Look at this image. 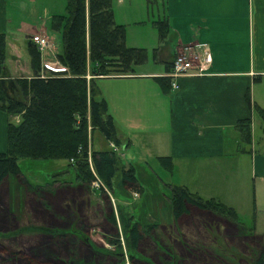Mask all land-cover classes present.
Here are the masks:
<instances>
[{
  "label": "rangeland",
  "instance_id": "374dc122",
  "mask_svg": "<svg viewBox=\"0 0 264 264\" xmlns=\"http://www.w3.org/2000/svg\"><path fill=\"white\" fill-rule=\"evenodd\" d=\"M37 1L39 3L35 13L29 16L26 13L27 18H31L30 22L35 19L39 21L41 16L43 18L44 5L40 4L41 0ZM51 2L57 5L60 3L59 0ZM112 3L116 21L126 26V44L147 49L148 59L145 64H149L146 67L149 68L156 56L153 49L159 39L153 21L167 15L166 0H131L129 6L127 1L128 7L126 0L124 4L118 0H112ZM23 13L21 11L22 16ZM168 23L171 31L166 40L171 39L172 34L171 19ZM57 35L60 36L59 33ZM52 38H46L48 43L44 55L48 54ZM26 40L23 39L21 50L25 55L28 54L25 53ZM5 73L8 74L7 68ZM106 90L110 94L109 85ZM168 112L169 107L163 105L155 116L153 112L149 113L155 117L152 129L148 130L154 143L128 150L118 146L117 154L123 149L120 153H123L125 163L133 160L132 163L138 165L137 176L143 186L141 193L133 188L134 185L121 187L116 177L115 187L111 190L106 186L101 190L97 182H92V186L86 188L77 185L75 171L68 168L67 162L63 160L43 162L21 159L20 174L10 175L0 184V264H79L82 260L88 261V264H249V259L259 251L263 243L257 235L264 231H255L257 235L245 234L236 223L197 209H192L190 214L178 220H172L167 186H186L205 199L212 196L225 197L224 191L233 198L228 189L233 185L230 177L233 174H230V169L228 176L220 173L222 181H216L215 184L205 178L207 170L204 171L205 164L202 163L195 165L177 162L172 169H164L159 160L163 155L160 153L164 152V136L153 131L155 124L166 118ZM15 116H11L10 121L16 122ZM89 136L90 149L109 148L108 141L99 131ZM88 161L94 173L90 158ZM245 171L243 164L242 172L233 178L236 184L232 188L248 193L251 184L249 174ZM52 180L67 185L57 187V184L53 187L55 183L52 184ZM225 198L227 201L223 203H235ZM263 201L264 196L260 194V208ZM235 205L234 209L241 217L239 224L250 229L251 225L243 223L252 220L250 204L247 201L246 204L236 202ZM112 213L114 223L108 220V215ZM130 215L134 216L143 233L134 251L127 246V234L122 227L124 220L130 225L134 223ZM152 224L156 225L151 227ZM60 232L67 233L64 239L55 237ZM109 239H119L120 245L110 244ZM130 255L135 258L131 259Z\"/></svg>",
  "mask_w": 264,
  "mask_h": 264
},
{
  "label": "crops",
  "instance_id": "0c3cea01",
  "mask_svg": "<svg viewBox=\"0 0 264 264\" xmlns=\"http://www.w3.org/2000/svg\"><path fill=\"white\" fill-rule=\"evenodd\" d=\"M41 1L43 18L30 22L31 18L27 17L35 13L37 0H0V33H4L6 39L4 67L10 80L32 76L29 55L22 54L21 50L26 38L27 53L33 35L50 36V39L53 36L48 54L43 52L41 60L51 63L50 70H66L56 58L61 51L60 36L49 30L51 17L65 12L66 0H59L58 5L51 0ZM124 1L118 0L122 4ZM127 1L129 6L131 0H126V6ZM166 11L165 18L172 21L171 39L163 42L158 39L152 66L146 68L149 65L146 61L135 65L131 74L95 79L113 118L119 146L128 150L154 143L148 130L152 129L155 117L149 113L155 116L163 105L169 107L168 115L155 124L153 131L164 136L161 156L171 157L173 165L177 162L205 164V178L215 184L222 181L219 174L228 176L230 169L233 185L228 189L233 198L227 191L223 195L235 203L224 204L234 208L236 202L246 204L248 201L252 220L243 223L253 225L255 231L261 233L264 231L261 229L264 228V201L261 208L258 201L260 194L264 196V128L253 105L264 107V0H166ZM113 13L116 14L114 9ZM185 46L205 50L209 60L201 59V74L181 77L179 88L172 89L168 80L159 78L168 77L166 62H171ZM108 85L110 94L105 91ZM246 94H249V104ZM15 117L17 123L19 116ZM245 118L251 120V141L245 151H240L236 123ZM7 120L0 110V153L6 149ZM108 146L113 149L109 142ZM132 161L124 164L133 165L137 170L138 165ZM243 164L251 184L248 193L232 188L236 184L233 178L242 172ZM214 197L222 203L227 201L223 196Z\"/></svg>",
  "mask_w": 264,
  "mask_h": 264
},
{
  "label": "trees",
  "instance_id": "16d2710c",
  "mask_svg": "<svg viewBox=\"0 0 264 264\" xmlns=\"http://www.w3.org/2000/svg\"><path fill=\"white\" fill-rule=\"evenodd\" d=\"M153 23L159 40L163 42L171 31L168 20L159 18ZM125 27L114 19L112 0H66V12L53 15L50 19L51 30L58 32L61 40V51L56 58L66 70L43 68L41 52L35 43L30 42L27 53L33 74L30 78L12 80L5 73L6 39L5 34L0 33V110L8 118L6 149L0 153V184L10 175L20 174L21 159L43 162L63 160L68 168L75 171L77 185L86 188L91 187L92 182H97L101 190L103 186L111 190L115 187L116 177L121 187L130 184L142 192L143 186L139 183L135 166H126L117 151L111 148L94 150L90 149L89 144V134L97 130L109 143L117 147L120 145L113 118L95 79L108 74H131L135 65L143 64L148 59L145 48L126 45ZM154 51L156 53L157 49L154 48ZM171 62L165 64L167 72L171 70ZM159 80L170 82V77H160ZM246 100L249 104V94H246ZM253 107L264 128V107ZM15 115L19 116L17 123L10 121V117ZM236 130L240 137V151H245L251 141L250 118L238 121ZM89 158L94 173L89 167ZM159 160L164 169H172L171 157L162 156ZM52 184L53 187L57 184V187L67 185L57 180H52ZM167 188L170 191L173 221L197 209L236 223L245 234L257 235L253 225L251 230L240 225L235 209L219 199L202 198L186 186L169 185ZM113 215H108L111 223H114ZM130 217L134 223L130 225L124 220L122 227L127 234L126 244L134 251L143 233L134 216ZM66 235L60 232L55 237L64 239ZM257 236L263 243L249 259V264H264V233ZM108 241L112 245H120L119 239ZM129 257L135 258L134 255ZM83 262L79 264H88V261Z\"/></svg>",
  "mask_w": 264,
  "mask_h": 264
},
{
  "label": "built area",
  "instance_id": "2783aa9c",
  "mask_svg": "<svg viewBox=\"0 0 264 264\" xmlns=\"http://www.w3.org/2000/svg\"><path fill=\"white\" fill-rule=\"evenodd\" d=\"M31 41L36 44L41 54L45 52V49H47L48 42L44 36L33 35L31 37ZM205 54V50L199 48L198 46H185L181 51L175 54L171 62V70L168 71V77H170V85L172 89L179 88V79L181 77L190 74H201L203 70V67L200 64L201 59L209 60V57L205 56ZM41 64L46 70H50L49 68L52 67L51 63L45 60H41ZM63 68L66 69L64 66ZM111 146L113 150L118 151L117 146L112 143Z\"/></svg>",
  "mask_w": 264,
  "mask_h": 264
}]
</instances>
